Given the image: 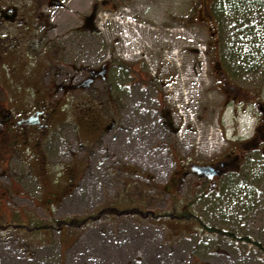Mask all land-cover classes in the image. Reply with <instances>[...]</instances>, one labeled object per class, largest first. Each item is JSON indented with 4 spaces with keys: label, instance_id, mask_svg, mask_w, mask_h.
Instances as JSON below:
<instances>
[{
    "label": "rangeland",
    "instance_id": "rangeland-1",
    "mask_svg": "<svg viewBox=\"0 0 264 264\" xmlns=\"http://www.w3.org/2000/svg\"><path fill=\"white\" fill-rule=\"evenodd\" d=\"M63 1L71 8L54 14L53 33L67 20L89 15L96 4L101 33L78 46L70 39L69 47L96 54V65L114 63L113 88H95L90 97L100 102L95 121L100 128L117 117L116 109L121 123L96 145L94 135L79 129H86V121L77 108L62 127L57 122L47 145V175L52 181L65 176L66 186L79 183L62 205L45 210L48 202L19 198L13 180L2 181L10 197L1 202L0 264H264L261 250L213 232L248 236L264 246V142L257 144L264 124L253 107H232L213 69L223 63L248 101L261 99L264 69L240 72L231 61L239 22L231 9L222 7L225 14L216 16L214 0L206 8L204 0ZM210 13L213 20L205 16ZM126 17L137 20L138 26L127 24L145 47L124 41ZM245 142L250 143L242 147ZM253 143L263 152H250ZM227 154L241 161L236 173L219 182L218 192L210 191L218 183L195 174L176 192L165 186L192 160L217 163ZM40 163L33 153L24 156L32 185L31 167L39 174ZM48 219L59 225L49 230Z\"/></svg>",
    "mask_w": 264,
    "mask_h": 264
},
{
    "label": "flooded vegetation",
    "instance_id": "flooded-vegetation-1",
    "mask_svg": "<svg viewBox=\"0 0 264 264\" xmlns=\"http://www.w3.org/2000/svg\"><path fill=\"white\" fill-rule=\"evenodd\" d=\"M211 2L213 0H204V7L211 6ZM70 8L63 0H0V233H3L5 225L1 202L4 196L7 199L10 197V188L7 194L2 183L6 177L13 180L11 186L15 184L19 189V198L35 203L42 201L62 205L73 196L78 182L70 183L71 187L66 186L64 177L52 181L46 172V164L48 167L50 163L47 148L49 139L57 131L58 121H61L58 124L61 127L67 122L65 117L70 115V109H78L76 114L86 121V129L83 126L79 129H83L87 135H94L96 145L105 133L119 130L121 120H118V109L114 120L107 118L102 128L97 125L96 109L100 102L90 97V92L95 88H113L111 79L114 76V63L107 61L96 65V54L89 56L82 52L75 53V46L69 47L70 39L76 45L80 44L79 41L85 43L96 40V36L101 33L96 24V4L92 5L89 15L80 17L77 14L76 17L80 18L76 21L67 20L60 33H53L54 14L58 9L65 12ZM205 16L214 19L212 13ZM213 69L227 97H230L232 107L253 106L264 124V99L260 97L248 101L245 98L247 93L233 82L223 63L220 62V67L216 65ZM127 88H132V85H127ZM159 97L157 102L161 109ZM108 103L115 105L113 101ZM85 108L88 109L87 113H84ZM79 109L83 112H79ZM162 113L166 117V112ZM98 115L102 118L99 112ZM261 125L257 129V134L261 135L257 138V144L264 142V133L261 134L264 125ZM170 126L173 127V123ZM116 136L114 133L113 138L116 139ZM245 143L241 146L246 147L250 142ZM250 146V152H263L260 145L253 143ZM29 153H33L41 162L39 174H35L31 167L33 185L27 182L23 164L24 156ZM240 161L230 154L223 156L217 163L202 164L192 160L180 174L170 176L165 186L170 193L176 192L191 174H195L200 180H207L208 184L218 183L217 189L210 188L215 193L219 191V182L226 175L236 173ZM43 208L46 210V206Z\"/></svg>",
    "mask_w": 264,
    "mask_h": 264
},
{
    "label": "trees",
    "instance_id": "trees-1",
    "mask_svg": "<svg viewBox=\"0 0 264 264\" xmlns=\"http://www.w3.org/2000/svg\"><path fill=\"white\" fill-rule=\"evenodd\" d=\"M215 1V14L221 16L222 7L230 8L229 14H232L239 22H235L237 36L236 45L231 46V61L236 69L240 72L253 69H264V0H223V6L217 5ZM219 6V7H218ZM254 20L256 22H254ZM241 21L243 23H241ZM262 96L264 98V88H262ZM43 223V222H42ZM65 223V221H63ZM46 228H56L59 225L58 220H51L50 223L44 222ZM30 227L35 224L33 221L28 224ZM34 231V227L32 229ZM32 231V232H33ZM38 228L34 234L39 236ZM215 233L226 236L234 242H244L252 249L257 248L264 254V246L258 242L251 241L248 236H239L229 231L215 230Z\"/></svg>",
    "mask_w": 264,
    "mask_h": 264
},
{
    "label": "bare ground",
    "instance_id": "bare-ground-1",
    "mask_svg": "<svg viewBox=\"0 0 264 264\" xmlns=\"http://www.w3.org/2000/svg\"><path fill=\"white\" fill-rule=\"evenodd\" d=\"M116 25V23H115ZM149 34V33H148ZM126 36V35H125ZM143 37V36H142ZM131 38V40H133V44L139 47H142L144 45V41L143 38H141L140 35H138L137 33H133L131 36H129L127 39ZM150 40V39H149ZM189 40V39H188ZM185 41V40H184ZM191 42V41H190ZM172 43V42H171ZM145 47V45L143 46ZM193 83V82H192ZM195 89V88H194ZM199 146V145H198ZM213 146V145H212Z\"/></svg>",
    "mask_w": 264,
    "mask_h": 264
}]
</instances>
